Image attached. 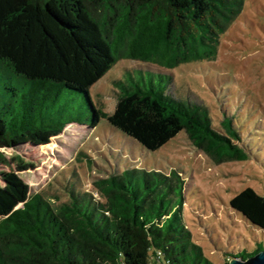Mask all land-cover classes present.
<instances>
[{
	"label": "trees",
	"instance_id": "1",
	"mask_svg": "<svg viewBox=\"0 0 264 264\" xmlns=\"http://www.w3.org/2000/svg\"><path fill=\"white\" fill-rule=\"evenodd\" d=\"M244 2L0 0V147L47 145L68 125L86 124L80 117L85 106L76 101L82 99L92 127L106 118L149 150L186 130L211 154L220 142L234 150L230 158L245 159L232 119L222 122L223 132L199 104L155 84L142 86L130 72L134 84L116 82L112 113L90 93L123 58L167 68L215 59L223 31ZM0 162H14L18 170L34 166L19 153L7 158L0 152ZM132 172L96 182L106 202L71 186L55 208L41 193L31 194L17 171L0 170V264H213L183 223V203L169 211V178L146 173L144 186L135 187ZM144 188L160 190L154 197L143 195ZM230 206L264 229V195L254 188L239 192Z\"/></svg>",
	"mask_w": 264,
	"mask_h": 264
},
{
	"label": "rangeland",
	"instance_id": "2",
	"mask_svg": "<svg viewBox=\"0 0 264 264\" xmlns=\"http://www.w3.org/2000/svg\"><path fill=\"white\" fill-rule=\"evenodd\" d=\"M129 72L142 86L155 84L175 98L199 104L223 132L222 122L232 119L245 159L230 158L234 150L220 142L211 154L197 147L186 130L149 150L106 118L92 127L91 109L77 99L85 106L80 117L86 124L68 125L47 145L0 147L7 158L19 153L34 164L18 170L14 162H0V170L17 171L31 194L41 193L55 208L68 199L71 186L106 202L96 182L113 174L133 171L129 176L135 187L144 186L146 173L167 177L169 211L183 203V223L213 264H227L242 251L263 249L264 229L234 211L230 200L247 187L264 195V0H245L241 13L223 31L215 59L167 68L123 58L91 88L94 103L112 113L120 92L116 82L134 84ZM160 185L165 186L162 181ZM159 190L144 188L143 195L150 192L155 197Z\"/></svg>",
	"mask_w": 264,
	"mask_h": 264
},
{
	"label": "water",
	"instance_id": "3",
	"mask_svg": "<svg viewBox=\"0 0 264 264\" xmlns=\"http://www.w3.org/2000/svg\"><path fill=\"white\" fill-rule=\"evenodd\" d=\"M228 264H264V248L247 258L232 257Z\"/></svg>",
	"mask_w": 264,
	"mask_h": 264
}]
</instances>
